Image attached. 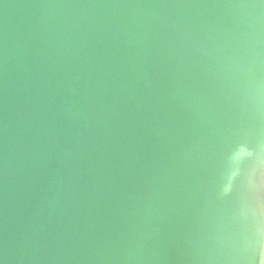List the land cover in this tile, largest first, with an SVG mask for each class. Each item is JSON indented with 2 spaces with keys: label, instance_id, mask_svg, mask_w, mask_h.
<instances>
[{
  "label": "water",
  "instance_id": "95a60500",
  "mask_svg": "<svg viewBox=\"0 0 264 264\" xmlns=\"http://www.w3.org/2000/svg\"><path fill=\"white\" fill-rule=\"evenodd\" d=\"M264 0H0V264H264Z\"/></svg>",
  "mask_w": 264,
  "mask_h": 264
},
{
  "label": "snow or ice",
  "instance_id": "6c2138e0",
  "mask_svg": "<svg viewBox=\"0 0 264 264\" xmlns=\"http://www.w3.org/2000/svg\"><path fill=\"white\" fill-rule=\"evenodd\" d=\"M249 189L259 210L264 214V167L257 168L249 177ZM264 231V229H262Z\"/></svg>",
  "mask_w": 264,
  "mask_h": 264
}]
</instances>
